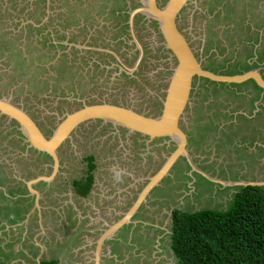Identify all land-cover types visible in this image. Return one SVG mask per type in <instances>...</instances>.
<instances>
[{
	"label": "rangeland",
	"instance_id": "374dc122",
	"mask_svg": "<svg viewBox=\"0 0 264 264\" xmlns=\"http://www.w3.org/2000/svg\"><path fill=\"white\" fill-rule=\"evenodd\" d=\"M16 1L25 8L26 6L35 8L34 1L36 2V0ZM189 5H194V9L198 8L200 10V16L203 17V20L204 16L212 17V14L216 13L215 21L211 22L206 38V31L203 33L205 29L203 26H199L198 40L195 38V32H192V29L188 31V36L193 43L194 49L201 61L204 62L206 60L205 64L211 65L214 69H218L219 72L229 71L235 74L248 67L247 62L251 61L252 52L260 51L261 49L264 52V45L261 46V42L264 40V0H211L208 4V12L199 6L206 5V0H193ZM15 20L13 19L12 21L15 22ZM188 20L190 23L191 20ZM10 22V20H5L2 25L0 23V33L9 31L12 27ZM221 22L222 24H220ZM0 44L4 46L3 48L0 46V94L10 99L13 96V99L18 96L15 102L20 104L27 112L41 117L40 120H43L48 128L56 124L58 119L68 110H73L77 107V104H75L77 102L73 99L77 100L81 97L73 96L74 91H69L67 98H64L63 95L60 96L59 88L61 85L54 87L55 94L51 97H49L48 89L37 91L35 85L32 87L33 79L31 76L33 72L31 64L38 56H35L36 54L34 53L30 56L31 46L27 50L22 48L25 54L23 57H25L27 63L17 65L20 63L19 53L13 49L9 51L8 46H5L7 42H4L3 39H0ZM43 49H47L46 44ZM238 49L242 51V55L236 54ZM56 51H58L57 48ZM58 56L59 54L56 57L58 58ZM57 58L51 60V62ZM47 61L46 55L41 60H38V62L44 63L45 67L50 64ZM238 61L241 62L238 63ZM28 64L30 65L27 66ZM22 66H25L23 71ZM36 72L41 74L38 70ZM150 73L152 74V70H150ZM48 82L49 85L53 84L56 86L51 78L48 79ZM158 83L156 77L150 76V84L144 88L139 87L136 83L126 82L114 87L110 86V84L109 86H104L102 90L96 88L92 91L77 90V92H81L83 98L92 95L94 99L128 104L141 112L156 114L160 108L158 97L161 99L165 85L163 84V86L159 87ZM232 87H234L236 93H239L241 92L240 89L245 87V85L239 84ZM12 92H14L13 96ZM227 99L232 105H235L240 100L238 95L231 93V91L228 92L225 85L210 84L202 81L195 85V90L191 94L190 104L183 119L185 129L190 132V161L194 168L200 169L209 176L219 180L231 182L255 181L259 176L256 170L251 167L254 163L261 162V159L264 161V150H260L257 147L256 151L253 149V152H251L248 148L241 146L239 134L236 135L234 133L230 136L223 131L222 113ZM137 100L139 103L135 105ZM44 116L46 117L44 118ZM102 125L105 128L99 127L96 129L95 124L94 129L103 130L102 132L95 131L98 134V138L101 139L103 137L102 140L105 141L102 144L103 149L97 144L88 145V138L91 137V134H85L82 138L79 153L76 149V154H81L80 151L85 152L86 149H91L89 146H95V149H102L104 167L110 168L112 165L117 167V169L113 170V175L110 169H102L101 178L104 180L103 183L110 181L113 184H118V187L122 185L124 188L123 192L128 190L127 184L134 183V194L136 195L147 178L163 163L165 157L174 148V144L169 138H163L162 140L157 138V140H151V144L144 146L141 144V140L135 143L134 138L127 133L121 134L119 131L118 135L117 132H111L114 129L119 130V127L114 128L108 123H103ZM115 135L119 136L116 140L117 146L110 153V150L106 149L108 147L106 142ZM70 142L74 144L72 139H70ZM112 154H114V160H111ZM48 164L50 165V162ZM40 165H42V162H40ZM198 165L204 168H198ZM230 166H232L231 169ZM165 178L163 184L160 182L161 188L154 187L155 190H151L147 196V198H151V201H156L153 206L156 207L155 217H157V221L155 219L153 221L151 218L135 216L132 222L124 225L115 232V235L112 234L105 240L106 242L101 249V264H175L176 257L170 247L171 210L178 208L185 212H195L202 209L225 211L231 205L234 193L240 189L239 186L231 184L222 186L216 181H207L206 177L203 178L195 174L191 167L189 169L183 159L178 161ZM127 192L129 193V191ZM120 198L122 200L117 202L118 216H121L132 202V199H129L128 202L126 201L128 198L126 193ZM146 201L147 199L144 202ZM110 206L108 204V207ZM95 217H97L96 220L99 227L102 226L101 223H109L102 214ZM91 222L89 221L88 223ZM137 223L154 225L152 227L154 229H149V226H145L144 230L141 229L136 233L133 227L137 228ZM128 225H130L129 228ZM73 237L76 239L77 235H73ZM109 250L112 251V255L108 254ZM115 253L118 256L117 259L115 258ZM20 255H22V252H20ZM0 257V264H6L9 261L2 262L4 257L2 251H0ZM7 258H9V255H6ZM115 260L116 262H114Z\"/></svg>",
	"mask_w": 264,
	"mask_h": 264
},
{
	"label": "flooded vegetation",
	"instance_id": "af4514ba",
	"mask_svg": "<svg viewBox=\"0 0 264 264\" xmlns=\"http://www.w3.org/2000/svg\"><path fill=\"white\" fill-rule=\"evenodd\" d=\"M15 1L16 0H9L10 3H13ZM98 1L100 2V4L98 5H85L81 1L72 3L70 5H38V0H36V2L34 1V9L30 6H26L25 8L24 6L20 5H6L4 7L3 5H0L1 25L3 22H5V20H10V25L12 26L9 31H4L3 33H0V39H3L4 42H7L5 46H8L9 51L13 49L14 51L16 50V52L19 53L20 63H18L17 65H23L27 63L25 57H23V55H25L23 49L27 50V48L31 46L30 56H32V53L36 54L35 56H38L34 60L33 64H31V70L33 72V77L31 76V78L33 79L32 87L35 85L37 91L41 89L42 91L44 89H48L50 94L49 97H51L55 94L54 87L56 88L57 86L61 85V87L59 88L60 96L63 95L64 98H67V93H69V91H74V93L72 94L73 96L81 97L77 100L73 99L75 100V102H77L75 103L77 104L76 108H74L73 110H68V112L64 113V115L60 119H58L56 124L49 128L47 127V125H45L43 120H40L41 117H38L37 114H31L23 108L46 136H49L52 133V131L56 128L57 124L63 118H65V115L67 113L73 112L74 110L81 108L83 105L108 103L132 108V110L138 113H143L146 116L150 115L156 117L161 114L162 100L165 97V91L169 79L173 73V69L178 64L175 54L165 46L166 42L164 38V32L161 28L162 20L160 18L157 19L156 15L154 14H158V11H161L166 7L167 0H155V5H148V0ZM192 1L193 0L187 1V3L183 5L176 13L174 17V24L177 31L182 36H184V38L189 44L192 53L199 60L201 67L204 70H208L213 73L233 75L234 73H230L229 71L223 73L219 72L218 69H214L211 65L205 64L206 60L204 62L200 60L196 50L193 47V43L189 39L188 31H191L192 29V32H195V38L197 39L198 33H200V31L198 30L199 26H203V28H205L203 30V33L204 31H206V38V36H208L209 26L211 22L215 21L216 13L212 14V17H205L203 15V20V17L200 16V10L198 8L194 9V5H189ZM209 1L211 0H206V5L199 6H201L202 9L207 10L208 12L207 8H209ZM28 5H30V3H28ZM13 19H16L15 22L12 21ZM188 19L191 20L190 23ZM130 21H132V23H130ZM220 24H222V22ZM30 37L31 39L29 40ZM45 44L47 49H43V46ZM263 45L264 40L261 42V46ZM0 46L1 48L4 47L1 44ZM56 48L58 49V51H56ZM57 54H59L58 58L56 57ZM236 54L242 55V51L238 49ZM45 55L48 59L47 63L50 62L47 67H45L46 65L44 63L38 62V60H41L42 57ZM251 55H253V57H251L250 62H247L248 67L235 74L243 73L250 69H258L262 78L264 79L263 50L261 49L260 51H254L251 53ZM55 58L57 59L51 62V60ZM240 62L241 61H238V63ZM29 65L30 64H28L27 66ZM24 68L25 66H22V71L24 70ZM37 70L41 74L37 73ZM150 70H152V74L150 73ZM150 76L156 77L157 82H159V87L165 84L162 90L163 93L161 94V99L158 97L160 108L156 114L141 112L135 109L132 105L128 104H121L111 100L105 101L98 100L97 98L94 99L92 98V95H90V97H87L89 99L83 98L82 93L77 92V90L92 91L96 88L102 90L104 86L106 87L111 84L110 86L114 87L119 86L120 84H125L126 82L136 83V85H138L139 87L144 88L150 84ZM50 78L54 81L56 86H54L53 84L49 85L48 79ZM199 80L202 82H209L210 84L215 83L225 85L226 90L228 92L231 91V93H235L236 95H238V98H240V100L236 102L235 105H232L228 101V99L230 100V98H228L226 105L224 106L222 113L223 131L225 133H228L230 136L234 133H236V135L239 134V142L241 143V146H243V148H248V150L251 152H253V149H255L256 151L257 147H259L260 150H264V88H261L251 79L238 84H228L216 83L210 81L209 79L198 77L195 75L193 76L191 82L189 101L184 107V115H181L182 120H180V125L187 135L186 148L188 154L189 143L191 141V138L190 132L184 127L183 119L185 117L186 110L188 109L190 104L191 94L195 90V85L200 82ZM239 84L245 85V87L240 89L241 92L236 93V90L232 86H238ZM65 90H67V92H65ZM13 93L14 92H12V96ZM2 96L3 95L0 94V97ZM17 97L13 99V96V98H11L10 100L13 104H16V106L22 108L20 104L15 102ZM138 103L139 102L137 100L135 105H137ZM212 116L214 115L212 114ZM217 116L219 117V115ZM45 117L46 116H44V118ZM6 119L8 118L5 115L0 114V128H4ZM103 123L111 124L110 122H105L101 119L89 120L81 123L74 129L73 132H71L70 136L57 150V155L59 157L60 164L57 173L60 172V168H62V162L64 160H66L67 164L70 163V165L72 164V166H75V168H77L79 165L87 166V169L89 165L94 166V168L90 172L87 170L86 176L82 178H87L88 173H90V175L92 176V183L90 185L89 191L85 194L86 185L82 183H77L78 181L74 182L75 180L70 181L68 177H66V179L63 178L59 180L61 182H58V177H61L62 175L56 173L54 179H52L50 182L44 181L45 184L50 183L48 191H51V195L58 194L61 191H65V193L72 192V199H75L76 197H80L86 200L88 198H92L90 197V195L92 193V190L95 188V174L98 173L99 178L102 180V178L100 177L101 171L98 169V155L100 156L103 154V148L95 149V146H89L91 149H86L85 152L80 151L82 154L80 160L79 156L81 154H76V149L79 153V148L82 144L83 135L91 134L93 138L98 137V134L95 133V131L102 132L103 130H95L94 126L96 124V129H98L99 127L105 128L104 125H102ZM111 125L114 128L119 127V130L111 129V132H117L118 135L119 131L121 134L127 133L132 138H134L135 143H138V140H141V144H143L144 146H146L147 144H151V141L148 140V137L143 136L140 133L129 132L128 130L120 126H114L113 124ZM88 128L90 130H83ZM118 135H115L108 142H106V144L108 145L106 149L110 150V153L114 150V147L117 146L116 140L119 137ZM102 138L97 141V146L99 145ZM70 139L73 140L74 144H71ZM162 139L163 138H159L158 140ZM34 153H38V155H36V161L34 162V164L32 163L33 167L35 166L37 168V165H40V162L43 163V160H41V154H43L46 155L45 160L50 162L49 167L52 172V160L49 155L38 152L35 149ZM181 159L185 161V164L190 169L191 166L186 156L179 157L172 166V168ZM260 161L261 162L254 163V165L252 164L253 166L251 168L255 169L257 175L259 176V178H256L257 180H255V182L261 183L262 185L258 187L264 190V178H262L264 177V161L262 159ZM37 162L39 164H37ZM29 165H31V163H29ZM197 167L204 168L201 165H198ZM75 168L72 169L71 167V171H73V173H76V171L74 170ZM231 168L232 166H230V169ZM66 170L69 171L68 168ZM194 173L205 178L195 170ZM165 179L166 178L161 180L162 184ZM207 181L211 180L207 179ZM160 185L161 184L159 183L157 186H155V188H161ZM117 186L118 184L112 185L110 181H106L103 184L104 190H106V193L103 195V206L105 207V209H101L100 214H102V216L110 222L108 223V225H103L101 223L102 226L99 227L97 225V220L95 221L94 217L99 216L100 214H94L93 210L90 213L91 216L85 217L81 220L82 223L79 226V230H83L84 228H86V224L89 221H92L91 225L87 226L89 227V230H93L99 227L98 230H94L92 233L88 232V235H92V237L94 238L92 239L93 248L95 246L96 240L100 236L98 234L102 233L104 229L109 226V224L116 221L120 217L118 216L119 211L117 209L118 200H122V198L120 197H122L123 194H125L127 191L134 192L132 188L128 187V190L124 192L121 191L119 193L116 189ZM31 187L33 189L32 185ZM109 187H111V190H109ZM142 187L139 189V191L142 189ZM155 188L152 190H155ZM139 191L136 195L134 194V200L136 199ZM120 194L121 196H119ZM36 196L38 195L34 192L33 199H36ZM129 199L130 197L128 196L126 201L128 202ZM146 199L147 201L143 202L140 205L132 219L135 216H142L147 219L151 218L153 221L154 219H157V217H155L156 207L153 206V203H155L156 201H151V198L149 197H146ZM134 200L132 199V202ZM108 204H110L111 206L108 207ZM130 205L128 207H130ZM71 207H73V204L71 205ZM128 207L126 208V210L128 209ZM173 210L174 209H172L171 212ZM84 215L85 212H83V216ZM108 215H114L115 217H111ZM129 226L130 225H128V228ZM136 226L137 228L133 227V230L135 229L134 231H136V233L141 229L144 230L145 226H149V229H154L152 228L154 227V225L150 226L147 224L137 223ZM101 229L102 232H100ZM112 234L115 235L116 233ZM112 234H110L109 237ZM72 240L78 239H75L73 237ZM105 242L106 241H104V243ZM103 246L104 244L102 245V247ZM93 258L95 260L94 254ZM41 262L42 261L39 260L37 264H40Z\"/></svg>",
	"mask_w": 264,
	"mask_h": 264
},
{
	"label": "crops",
	"instance_id": "0c3cea01",
	"mask_svg": "<svg viewBox=\"0 0 264 264\" xmlns=\"http://www.w3.org/2000/svg\"><path fill=\"white\" fill-rule=\"evenodd\" d=\"M78 1L85 5L100 4L98 0H38V5H70ZM0 5H20V3L0 0ZM88 140V145L96 144L99 138L91 136ZM103 143L105 141L101 140L98 146L102 148ZM36 155L38 153H34V149L27 144L18 125L6 119L4 128H0V251L5 257L2 262L9 260L6 264H37L39 260H55L57 264H92V262L96 264L93 258L95 250L92 247L94 238L88 235V232L92 233L99 227L89 230L87 226L91 223H87L86 228L79 230V226L82 219L91 216L92 210L94 214L99 215L100 210L105 209L104 180L99 178L98 173L95 174V188L90 195L92 198L87 200L80 197L72 199V192L65 193V191L51 195V191H48L50 183L34 180L40 175L46 176L51 172L50 165L45 160L46 155L43 154H41L42 165L33 167L32 163L36 161ZM81 156L82 154L79 160ZM102 156L103 154L98 155L100 177L102 169H110L112 172L117 168L114 165L105 168ZM111 160H114V154ZM70 166L72 169L75 168L72 164H67L66 160L62 162V168L57 173L62 175L58 177V182L66 177L70 181L77 182L86 176L87 166L79 165L74 169L75 174ZM67 168L69 171L66 170ZM127 187L134 190V183L128 184ZM116 189L119 193L124 190L122 185L117 186ZM33 190L38 195L36 199H33ZM126 194L134 200V192H126ZM83 212H85L84 216ZM94 219L96 221L97 217ZM100 231L102 232V229ZM73 235H77L78 240H72ZM108 254L112 255V251L109 250ZM122 254L124 255L123 250ZM6 255H9V258L6 259ZM114 255L117 259V253Z\"/></svg>",
	"mask_w": 264,
	"mask_h": 264
},
{
	"label": "water",
	"instance_id": "95a60500",
	"mask_svg": "<svg viewBox=\"0 0 264 264\" xmlns=\"http://www.w3.org/2000/svg\"><path fill=\"white\" fill-rule=\"evenodd\" d=\"M189 0H167L166 7L154 13L157 19H161V28L164 32L165 46L176 56L178 64L173 69L169 79L165 97L162 100L161 114L153 117L138 113L132 108L108 103L83 105L81 108L67 113L49 136L32 120L23 109L13 104L10 98L0 97V114L5 115L11 121L17 123L19 131L27 144L38 152L49 155L52 160V172L46 176H38L36 180L50 182L59 170L58 148L70 136L71 132L81 123L89 120L101 119L110 122L114 126H120L129 132L140 133L148 137V140L157 138H169L174 143V149L165 157L161 166L150 175L144 186L139 191L136 199L122 215L104 229L95 242L94 256L96 264H101L100 250L109 235L118 231L122 226L132 222V217L140 205L145 201L149 192L157 186L169 173L181 156H186L192 170L200 173L211 181H216L222 186L231 184L239 187L261 186L255 181H223L209 176L204 171L194 168L186 148L187 135L180 125L184 115V107L189 101V93L193 76L203 77L216 83H241L249 79L253 80L261 88H264V79L258 69H250L243 73L226 75L204 70L199 60L192 53L188 42L176 29L174 17L179 9ZM148 5H155V0H148ZM132 23V21H130ZM32 183V182H31ZM35 192V191H34ZM39 262V261H38Z\"/></svg>",
	"mask_w": 264,
	"mask_h": 264
},
{
	"label": "trees",
	"instance_id": "16d2710c",
	"mask_svg": "<svg viewBox=\"0 0 264 264\" xmlns=\"http://www.w3.org/2000/svg\"><path fill=\"white\" fill-rule=\"evenodd\" d=\"M77 183L86 185V194L92 176ZM171 222L175 264H264V190L258 186L240 187L225 211L174 209Z\"/></svg>",
	"mask_w": 264,
	"mask_h": 264
}]
</instances>
